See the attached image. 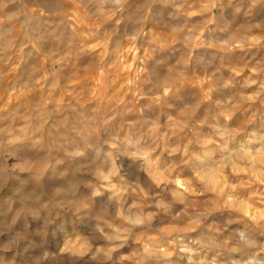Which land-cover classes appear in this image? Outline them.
Returning a JSON list of instances; mask_svg holds the SVG:
<instances>
[{"label": "clouds", "instance_id": "1", "mask_svg": "<svg viewBox=\"0 0 264 264\" xmlns=\"http://www.w3.org/2000/svg\"><path fill=\"white\" fill-rule=\"evenodd\" d=\"M0 264H264V0H0Z\"/></svg>", "mask_w": 264, "mask_h": 264}]
</instances>
